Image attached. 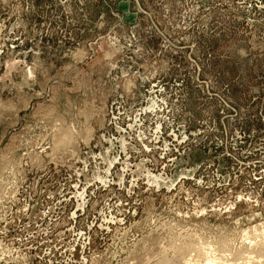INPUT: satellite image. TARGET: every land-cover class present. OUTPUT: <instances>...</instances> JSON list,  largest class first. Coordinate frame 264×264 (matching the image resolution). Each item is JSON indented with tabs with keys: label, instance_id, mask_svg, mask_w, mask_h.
Returning a JSON list of instances; mask_svg holds the SVG:
<instances>
[{
	"label": "rangeland",
	"instance_id": "374dc122",
	"mask_svg": "<svg viewBox=\"0 0 264 264\" xmlns=\"http://www.w3.org/2000/svg\"><path fill=\"white\" fill-rule=\"evenodd\" d=\"M159 263L264 264V0H0V264Z\"/></svg>",
	"mask_w": 264,
	"mask_h": 264
},
{
	"label": "bare ground",
	"instance_id": "6f19581e",
	"mask_svg": "<svg viewBox=\"0 0 264 264\" xmlns=\"http://www.w3.org/2000/svg\"><path fill=\"white\" fill-rule=\"evenodd\" d=\"M150 173H151V172H150ZM151 174H152V173H151ZM156 178H157V177H156ZM156 178H155V179H156ZM157 179H158V178H157ZM157 179H156V180H157ZM161 261H162V260H161ZM174 262H175V261H174ZM178 262H179V261H178ZM169 263H170V262H169ZM159 264H161V263H159ZM164 264H165V263H164ZM167 264H168V263H167ZM172 264H173V263H172ZM178 264H179V263H178Z\"/></svg>",
	"mask_w": 264,
	"mask_h": 264
}]
</instances>
